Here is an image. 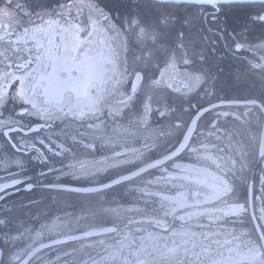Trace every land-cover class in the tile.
I'll return each mask as SVG.
<instances>
[{
  "label": "flooded vegetation",
  "instance_id": "flooded-vegetation-1",
  "mask_svg": "<svg viewBox=\"0 0 264 264\" xmlns=\"http://www.w3.org/2000/svg\"><path fill=\"white\" fill-rule=\"evenodd\" d=\"M17 2L0 0V132L38 124L11 136L21 152L43 138L48 162L6 155L0 136V185L18 178L15 161L35 185L0 202V264H196L212 240V258L252 264L249 242L264 248L252 218L264 206V3ZM233 90L252 104L225 105ZM21 100L27 114L9 115ZM171 183L180 217L153 220ZM238 203L247 211L209 219Z\"/></svg>",
  "mask_w": 264,
  "mask_h": 264
},
{
  "label": "snow or ice",
  "instance_id": "snow-or-ice-1",
  "mask_svg": "<svg viewBox=\"0 0 264 264\" xmlns=\"http://www.w3.org/2000/svg\"><path fill=\"white\" fill-rule=\"evenodd\" d=\"M228 2L231 3H245L247 2V0H228ZM11 3V0H8V3H6L4 6L8 7V4ZM15 8H24L25 5L20 3L19 0L18 2L14 5ZM25 15H30V12H25ZM259 19L261 20V22H264V16L259 17ZM237 50H239V45L236 46ZM17 51H19V49H17ZM27 63H30V61H27ZM19 66V65H18ZM22 80L20 77H17V79L13 82V85H17V84H21ZM13 85H9V91H12ZM29 101L26 100H21L20 104L23 105L22 107H20L19 109H17V111L14 114H9V115H14L15 117H19V116H24L27 114L26 112V107L28 105ZM34 106V105H33ZM7 107V100H4V102L2 104H0V119L4 118V111L3 109ZM32 119L34 120H40V117H32ZM41 129L38 126V124H32L29 125V129L25 130V129H9L7 131L4 132H0V136H3L5 138L6 141H8V143L5 145L4 148V153H6V155L11 156L13 154H18L21 155V157L23 158L24 156L30 157L32 163H40V164H45L48 162V159L46 156H44V153L42 151V149L39 147L40 145H44L45 141L43 140V138H37L32 144L28 145V150L27 151H23L21 152V148L23 147V141H20V145L21 147H17V141L12 139L11 136V132L12 131H16V132H20L22 136L27 137L29 135L32 134V132H39ZM34 153H39L40 156L43 157L42 160H37L36 155H34ZM5 163V161H4ZM13 167H16L18 169V172L16 173L17 177L16 179H14L12 181V183L10 185H0V202L4 201L7 198V194L9 192V188L13 189L14 191H32L33 188L35 187V185L33 183H30V181L32 180L31 176H20L19 173L20 172H26L27 171V167L25 164H22L21 161H15L14 165H12ZM39 175L43 176V175H47V171L45 170H41L38 173ZM123 179H127V177L124 178H120L117 180H113L111 182H109L108 184L104 185L103 187L105 188H112V187H116L119 183H121L123 181ZM262 182H264V178H262ZM20 186H23L22 189ZM63 190H68V191H94V190H101V189H79V188H75L73 186H65ZM234 207H238L240 209V212H226L223 210H219L222 212V215H217L215 217H209V219L212 221V223H216L217 221H222L224 219V217H228V216H239L242 213L247 211V207L245 204L243 203H238L236 205H234ZM10 211V209H7ZM260 218L259 220H256L255 215H253V220L256 221L255 222V230L257 233V236L259 238L260 242H264V228H262L261 222H264V206H262L260 208ZM167 229L165 228V231ZM214 235H219V233H215ZM206 239H208V236L206 235L205 237ZM211 243H219V241L217 240H212L207 246H205L203 248V254L208 256L209 259L208 260H204L201 259L199 254H197V261L196 264H228V261L226 259H214L212 258L211 255ZM249 247H248V253L251 257H253V262L252 264H264V248H261L259 244L253 243V242H249ZM163 256V254H161ZM0 259H2V254H0ZM142 264V262H141ZM163 264H185L183 259H179L176 261H169L167 259V257H164L163 259ZM188 264H193V261L189 260Z\"/></svg>",
  "mask_w": 264,
  "mask_h": 264
},
{
  "label": "rangeland",
  "instance_id": "rangeland-1",
  "mask_svg": "<svg viewBox=\"0 0 264 264\" xmlns=\"http://www.w3.org/2000/svg\"><path fill=\"white\" fill-rule=\"evenodd\" d=\"M247 95H245L244 91H237V90H233V92L231 93V95H229L228 97L232 99V101H240V100H244L245 97ZM173 183H171L172 185ZM170 191L168 192V197L167 198H163L164 202H163V206L165 208L164 210V217H157L154 218L153 220H178L179 216V210H180V201L178 199V194L176 192V183H174L172 185V187L170 186ZM123 211H125L124 209H122ZM143 222V220H142ZM144 223V222H143ZM156 223H160L159 221ZM165 223V221H164ZM124 247V246H122ZM129 258V257H128ZM127 259H125L123 261V264L127 263Z\"/></svg>",
  "mask_w": 264,
  "mask_h": 264
},
{
  "label": "water",
  "instance_id": "water-1",
  "mask_svg": "<svg viewBox=\"0 0 264 264\" xmlns=\"http://www.w3.org/2000/svg\"><path fill=\"white\" fill-rule=\"evenodd\" d=\"M205 2H210V3H231V2H228V0H205ZM252 3H264V0H247V2L245 3H232V4H252ZM245 104H252V102H235V101H231V102H228L226 103L225 105H230V106H241V105H245ZM216 105H219V104H216ZM215 106V105H214ZM186 147V144H180V146H178L174 152H172L171 154H169L168 156H165L164 158H162L161 160H158V161H155L153 163H151L150 165L146 166V167H142L140 170H138L137 174L139 173H142L144 171H146L147 169H151L153 167H157L165 162H167L168 160H171L173 158H175L176 156H178L183 150L184 148ZM100 233H103V231H94V232H90V233H87L84 237H93V236H96V235H99ZM69 239H63V240H60V241H55V242H52L51 245L53 244H61L62 242H65V241H69Z\"/></svg>",
  "mask_w": 264,
  "mask_h": 264
},
{
  "label": "bare ground",
  "instance_id": "bare-ground-1",
  "mask_svg": "<svg viewBox=\"0 0 264 264\" xmlns=\"http://www.w3.org/2000/svg\"><path fill=\"white\" fill-rule=\"evenodd\" d=\"M158 1H170V2H191L195 4H205V0H158Z\"/></svg>",
  "mask_w": 264,
  "mask_h": 264
}]
</instances>
